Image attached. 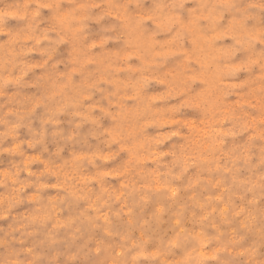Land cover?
<instances>
[{
    "label": "rangeland",
    "instance_id": "obj_1",
    "mask_svg": "<svg viewBox=\"0 0 264 264\" xmlns=\"http://www.w3.org/2000/svg\"><path fill=\"white\" fill-rule=\"evenodd\" d=\"M0 264H264V0H0Z\"/></svg>",
    "mask_w": 264,
    "mask_h": 264
},
{
    "label": "bare ground",
    "instance_id": "obj_2",
    "mask_svg": "<svg viewBox=\"0 0 264 264\" xmlns=\"http://www.w3.org/2000/svg\"><path fill=\"white\" fill-rule=\"evenodd\" d=\"M169 190H170V189H169ZM170 191H172V190H170ZM197 230H198V229H197ZM115 250H116V249H115ZM117 252H119V251H117ZM117 252H116V253H117ZM208 254H209V253H208Z\"/></svg>",
    "mask_w": 264,
    "mask_h": 264
}]
</instances>
